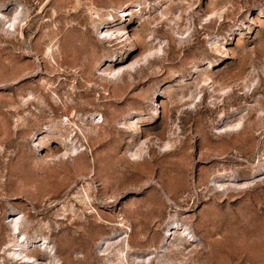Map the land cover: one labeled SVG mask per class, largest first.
<instances>
[{"label":"rangeland","instance_id":"obj_1","mask_svg":"<svg viewBox=\"0 0 264 264\" xmlns=\"http://www.w3.org/2000/svg\"><path fill=\"white\" fill-rule=\"evenodd\" d=\"M0 264H264V0H0Z\"/></svg>","mask_w":264,"mask_h":264},{"label":"bare ground","instance_id":"obj_2","mask_svg":"<svg viewBox=\"0 0 264 264\" xmlns=\"http://www.w3.org/2000/svg\"><path fill=\"white\" fill-rule=\"evenodd\" d=\"M124 13H125V11H124ZM125 14H127V16L128 15H131V12H126ZM125 16V15H124ZM104 34H103V36L105 37V38H114V35H121L122 37H124V38H126V39H128V34L126 33V30L123 28V27H120L119 26V28L117 29V30H115L114 29V31L113 30H110V29H107V30H105L104 32H103ZM120 37V36H119ZM118 37V38H119ZM151 56V54H149V55H146L144 58V60H146V59H148L149 57ZM137 63H139V62H137ZM136 63V64H137ZM135 67V64H133V65H131V66H129V67H122V68H119L118 70H114V71H110L109 73L110 74H112V75H114V76H119V75H121L122 73H124V71L126 70V69H130V68H134ZM105 72V71H104ZM107 72V71H106ZM12 223L15 225V227H16V229L19 227V225H20V221H19V219H16V218H14L13 220H12Z\"/></svg>","mask_w":264,"mask_h":264}]
</instances>
